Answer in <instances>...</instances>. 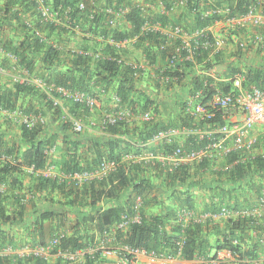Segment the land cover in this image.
<instances>
[{
	"label": "trees",
	"instance_id": "16d2710c",
	"mask_svg": "<svg viewBox=\"0 0 264 264\" xmlns=\"http://www.w3.org/2000/svg\"><path fill=\"white\" fill-rule=\"evenodd\" d=\"M202 1L186 0L183 4L194 14V27L190 29V34L188 35H191L196 30L205 31L208 26L221 18L240 17L251 8L255 9L261 6L264 10L263 0H217L215 7L206 14L200 8V3L205 2ZM80 2L84 5L83 9L79 8ZM16 3H19L21 7L24 6V11H28L31 7L39 8V10H32L31 16L28 19H23L20 18L22 16L21 9L18 8L14 11H9L8 9L9 6H13ZM159 3L164 13L157 16L145 17L141 6L137 5L133 0H104L102 8L93 7V5L89 4V0H6L4 1V9H0V24L3 19L8 17H11V20L14 19L15 23L12 27L14 30L19 31L20 38L16 39V41L12 38L13 41L3 44V47L16 56L15 64L27 72H31L34 68L35 58L33 55L35 52L42 53L41 61L48 67L53 66L56 62H59L60 65L64 63L63 71H56L53 74L47 72L40 76V79L54 86H64L73 91H83L99 98V94L107 92L108 85L114 82V96L112 95L111 98L113 106L111 105V107L107 108L108 112L118 113L125 109L129 112L130 117H138L143 113H149V111L156 114L159 110L152 106L153 100L151 97L145 91L136 89L135 77L138 73L141 74V69L133 68L132 62L125 61L117 53L113 43L121 42L133 35H137L139 39L149 42V50L147 51L149 59L153 60L151 45H155L164 53L166 51L164 49L165 42L158 30L147 29L142 31L141 29L145 23L158 27L166 25L176 26L170 23L167 12L171 11L177 4H174L172 0H160ZM41 5L46 7L50 13L55 14L56 20L45 17L42 14ZM225 8L228 9L227 13L214 12L215 9L223 10ZM118 10L122 12L126 10L124 17L131 27L128 31L115 28L108 30L102 26V21H107L108 25H111L114 15L112 13ZM80 18L84 22H81ZM85 24H87L86 28ZM259 27H261L260 31L264 37V25ZM236 30L238 31L236 33L242 31V29ZM76 31L89 32L94 35L100 34L104 39L112 40L113 43L106 42L100 45L98 49H94L85 45L84 37L82 44L76 48L78 50L68 51L70 58L67 60L68 63H66L61 57L60 50L53 44L45 43L44 41L47 35V37H61L63 34L76 36ZM205 36L207 40H213L209 32H205ZM200 41H202V38L194 39L192 37L189 39L192 60H184L183 62L185 68H189V70L195 63L203 61L212 50L210 47H198ZM260 47H258V51L262 52L260 65L249 68L246 71H243L240 67L237 68L239 73L246 78L244 82L245 87L256 86L264 90V51H261ZM89 50L91 53L99 51L101 56L94 58L90 54L83 53V51ZM169 50V56L173 59L185 57L188 53L187 49L185 50L181 47V41H177ZM220 52L213 56L215 60L219 59ZM119 59H121L120 62H118ZM135 64L137 65V63ZM13 66L15 67V65ZM185 75L183 70L179 69V66H170L155 72L153 77L154 85L158 89L160 85L158 80L164 76L167 77V81H165L166 87H172L173 83H179L183 80ZM193 87L189 91L191 95L190 102L186 104V102L180 101L178 107L183 111L179 112L178 120L181 125L187 128L195 127L192 123L194 116L190 111L191 103L198 100L206 102L216 90L209 84L205 89L201 90L196 79H194ZM228 89L229 85L220 88L219 91L227 92ZM198 90H201L202 93L199 98H195V92ZM24 93H30L39 97L41 107L46 112H51V118L53 120L60 119V107L54 106L50 100V96H57L56 93L51 90L45 92L33 84L16 82L10 87H2L0 85V106L6 110L15 109L18 106V97ZM115 96L118 99L117 101L115 100ZM70 103L69 112L72 115L84 117L88 114V108L73 104L72 102ZM35 112L34 115L41 116L44 119V123L36 124L30 129L22 125V135L31 143L33 150L31 164L33 170L41 171L46 168V149L54 141L37 138V135L42 132L46 123L42 108H39ZM126 119L123 118L114 124H103L101 130L112 135V138L104 145V148H106L103 151L99 146L94 145L97 165L107 160L116 163V167L100 180L101 185H109L105 195L110 196L112 199H118L119 193L125 189L129 190L125 196L123 205L109 207L106 213H102L99 210L95 214H88L84 217L85 221L93 222L96 233L101 235L104 232L112 231L110 234H114L115 239L120 245L144 250L146 253H154L157 256H177L180 260L184 261L207 260L215 256L216 250L226 249L230 251L232 259L225 264H256L259 260L261 264H264V259H262L264 258V204H260L259 201L264 196V137L262 139L259 138L257 146L254 148L256 150L260 148V151L253 150V152L250 150L247 153L232 151L222 156L223 158L214 155L210 159L206 158L201 162H195V164H184L172 172H166L165 176L171 183H176L186 189L183 193L184 197H174L175 209L179 208V211L181 209L182 212L191 209L192 197L190 188L194 189L203 185L205 183L204 179L201 181L199 178L209 174L212 176V180L215 181L209 189L217 201L209 211L204 209L205 211L202 213L214 214L222 207L237 213L235 216L225 217L214 221V223L210 222L213 218H207L199 221L192 219L186 225H183L179 221L178 215L172 209L165 214L148 212L147 206L151 202H147L146 197L156 190L155 186L144 175L140 177L129 175L131 169L139 171L140 168L135 164L132 165L124 162L122 155L124 154V149L128 147L129 142L125 141V146L120 147L115 138V135H124L132 131L137 132L138 141L143 143L162 130L172 129L174 126L177 127L179 123L170 122L165 126H159L157 123H154L153 119L146 121L139 120L141 124L129 130ZM211 121L223 123V119L219 115H216ZM64 124L67 127L71 125L68 121H64ZM214 136L216 137L217 135L213 134ZM206 142L207 138L205 136L199 138L196 135L188 134L185 148L198 149ZM173 145L174 143H169L163 145L162 148L160 147L161 149L151 152L167 153ZM72 155L73 158L70 162H65L60 166L62 172L71 174L73 172L90 171L88 170L89 168H82L77 163H72L75 159V154L72 153ZM244 156L246 158H243ZM234 160H237V162L233 163ZM154 170L156 171V169ZM159 170L154 173L156 179H159V177L164 178L163 171ZM22 173L21 163L18 161L13 163L7 160L0 161V185L5 187L4 191L0 192V205H2V202L7 201L13 209L11 212L6 213L0 207V220L4 222L17 221L21 217L23 197L16 191L22 185ZM165 180L161 185L166 182ZM55 181L51 180L48 183L52 188L64 192L65 181L58 183ZM74 183L83 184L76 181ZM91 184H93L92 180ZM67 191L70 192V190ZM102 193H104L103 189L97 191L91 189L88 194L86 193L87 195L81 193L85 197L80 196L81 194L68 197L64 204L69 207L75 205L85 206L86 203L95 205L100 200ZM136 196L140 197L141 200L138 207L141 217L140 222L132 223L126 229H121L118 227V224L121 222V215L124 212L132 213L134 198ZM155 199L156 197L153 196V200ZM59 216L62 218L61 214L52 210L40 212L28 233L30 241L24 245L28 247H48V242L54 236L56 228H65ZM53 220L59 223L54 226L46 225L47 222L50 224ZM112 228L114 229L111 230ZM78 230V224H75L74 232H77V234L68 235L65 232H61L63 236L55 246L50 248L48 258L30 254V256L17 258V260H23V264H49L48 260L52 255L56 258L55 264H103L99 251L84 252L81 256L82 260H79V258L76 260H66L63 256L56 255L59 252L86 250L96 243L93 233L85 235L80 234ZM46 236H49L47 241L45 240ZM12 238L13 236L10 239ZM181 239H183V243L179 251L178 243ZM0 248H2V243H0ZM210 253L213 254L210 255ZM124 254L131 259L130 255ZM17 262L15 263H21V261Z\"/></svg>",
	"mask_w": 264,
	"mask_h": 264
},
{
	"label": "crops",
	"instance_id": "0c3cea01",
	"mask_svg": "<svg viewBox=\"0 0 264 264\" xmlns=\"http://www.w3.org/2000/svg\"><path fill=\"white\" fill-rule=\"evenodd\" d=\"M4 1L6 0H0L1 10L4 9ZM133 1L141 6L145 17L157 16L164 13L160 8V0ZM203 1V3H200V8H202L203 12L207 14L213 7H215L217 0ZM89 4L93 5V7L102 8L104 0H89ZM18 8L21 9L22 12L20 18L23 19H28L32 14V10H39V8L34 7V9L31 7L28 11H24L23 8L25 7H21L19 3L9 6L8 9L9 11H14ZM258 8L261 9V6H258ZM125 12L126 10L120 14H114L111 25H108L107 21H102V26L108 30L115 28L122 31H128L131 27L124 17ZM167 16L170 23L180 26V31L176 32V26L172 27L171 25H166L164 27L155 26L153 28L155 31L158 30L162 35L165 42L164 49H166V51L162 53L155 45H151L150 48L151 53L153 54V60L149 59L147 55L149 42L139 39L137 35H133L121 42H116L113 45L115 46L117 53L125 61L137 63L139 69H141V74L138 73L135 77L136 89L145 91L153 100L152 106L159 110L156 114L149 111L148 114L150 119H153L154 123H157L159 126H165L170 122L176 124L179 123L177 127L174 126V128H172V130H174V135L171 143L181 145L185 148L186 137L188 136L187 131L190 128L181 125L178 120V114L182 111L178 108L179 102L184 101L186 104L190 102L191 95L189 91L194 86V79L198 81L200 89H205L209 84L219 91L222 87L230 86V79L239 73L237 67L246 71L249 68H254L260 65L262 52H259L260 50L258 51V47H250L247 49V46H237V41L240 39L242 40V38L243 40L247 39L249 43L254 33L260 31V29H251L252 27L249 23H247L244 28H238L232 25V21L225 17L217 20L212 25L208 26L205 31L209 32L214 38L226 37V43L223 44L219 50L221 51L219 59L215 60L212 53H210L203 59V61L194 64L189 70V68L187 69L183 65L184 61H181L178 58L173 59L169 56V48L173 47L177 41L182 42L189 40L188 34H190V29L194 27V14L185 6L176 5L171 11L167 12ZM80 21L84 22L81 18ZM14 23L15 20H11V17H8L3 19L0 24V85L2 87H10L14 83L20 82L22 78L32 80L40 78L41 75L47 72L53 74L56 73V71H63L64 63L60 65L59 62H56V64L51 67L44 65L41 61L42 53L40 52H35L33 55L35 58V65L31 72H27L19 65H16V60L10 56V54H12L11 51L6 50L3 47V44H7L9 41L12 42L13 40L16 41V39L20 38L19 31L16 29L14 30L12 27ZM84 26L86 28L87 24ZM235 27L240 30L242 29L241 34L236 33L237 30H235ZM141 29L142 31L144 30L143 27ZM228 30H230L229 35ZM75 35L76 36L63 34L61 37H47V35L44 38V41L45 43H51L56 46L60 50L61 57L66 63H68L67 60L70 58L69 52L78 50L76 48L82 44V39L84 37L85 45L94 49H98L100 45L110 42L109 39H104L100 34L94 35L89 32L76 31ZM260 48L261 51H264V45ZM13 65H15V67ZM170 66H179V69L181 71L183 70V73L186 74L184 79L179 83H173L172 87H166V82L163 79H160L158 80L160 85L157 89L153 81L155 72ZM113 86L114 82L108 85L107 92L99 94V98H97L98 104L93 110H89L88 114L84 117H78L83 122L84 126L83 131L79 133V135L74 133L70 126L67 127L64 124V120H61L62 114H71L69 112L71 103L66 99H63L60 102V119L56 120L51 118V112H46V110L41 107L39 97L30 93H24L18 97V106L15 109L9 110L6 114L0 113V147L7 155L6 160L12 163L18 161L21 163V168L23 170L21 176L23 182L20 189L16 191L23 197V210L21 212V217L19 220L13 222H4L0 220V243H2V248H0V264H16L18 263L17 261H21L23 264V260H17V258L30 256V254H32L31 252L37 253L38 250H36L35 247H26L29 248L26 249L24 248L26 246L24 244H27V242L30 241L28 233L31 230L33 222L38 218V214L43 210H52L62 215V218L60 216L59 218L62 223H64L65 228H56L55 234L59 232H65L68 235H72L73 233L77 234V232H74L75 224H78V232L80 234H94L93 236L96 243H94L92 247L83 250V253L99 251L102 263L124 264L122 261L124 255L123 252H120L121 245L115 239L114 234H110L112 231L104 232L99 235L95 231L93 222L85 221L84 217L88 214H95V212L99 210L102 211V213H106L109 207L123 205L125 196L128 194L129 190L125 189L123 192L119 193L118 199H112L110 196L105 195L109 185H101L100 180L102 178L92 180L93 184H91V181L82 182L83 184H75L74 181L69 178L68 174H65L60 169V166L63 163L71 161L73 158L72 153L75 154V159L72 163L75 162L82 168H89L88 170L98 167L94 145L99 146L103 151L106 148H104V145H106L107 141L112 138V135L101 130L99 122L102 115L107 111V108L111 107V105L113 106L111 99L113 95ZM39 108H42L46 124L42 132L37 135V138L46 141L50 139L49 141L54 142L48 147V149H46V168L41 171H34L32 175L30 165L33 150L30 141L22 135L21 120L25 115L32 116ZM127 112L128 111H126V113ZM125 115L126 114H124V118H127L126 121L129 130L137 125L139 126L141 124L139 120L143 121L141 115L138 117H130L129 114L125 117ZM232 116V118L235 119L240 118V115L236 113ZM92 120L97 122L96 126H90ZM192 123L198 129L204 127L203 124L198 121L197 117H193ZM251 134L257 136L258 141L259 138L262 139L264 137V123L253 126ZM189 135H196L198 137L194 130L192 134ZM115 138L120 147L125 146V141L129 142L128 147L124 149V154L122 155L124 162L132 165L135 164L140 168L139 171L131 169L129 175H136L137 177L144 175L149 178L151 183L155 186L156 190L146 197L147 202H151L147 206L149 213L165 214L172 209L173 212L175 211V214L178 215L179 221L183 225H186L192 219L194 221H199V215L205 210L209 211L216 204L217 199L213 197V194L209 189L215 181L212 180V176H209V180L207 179V182L200 185L201 187L198 186L194 189L190 188L192 206L190 210H187L189 215L182 214L181 209L180 211L179 208L175 209L176 204L174 197H184L183 193L186 189L176 183H171L168 178H166V182L161 185V179H156L154 176V173L160 169L163 171L164 178L166 177V170L163 168L161 162L159 160L145 161L141 158V155L145 152L161 149L163 145L169 143H166L162 138H151L141 143L138 141L137 132L132 131H129L128 134L124 135H115ZM258 150L260 151V148ZM127 154L133 155L134 158L126 157ZM221 158L223 157L221 156ZM153 168L156 169V171ZM51 180H56L55 182L57 183L65 181V189H63L65 191L63 192L56 188H52L49 184ZM91 189L95 191L100 189L104 190V193L100 196V200L95 205L86 203L85 206L75 205L69 207L64 204L68 197L77 194L80 195L81 193L87 195ZM67 190H70V192ZM85 195L81 194L80 196L85 197ZM153 196L156 197L155 200H153ZM10 206L11 205H9L7 201L2 202V205H0L6 213L13 210ZM223 218H225V216H217L210 222L214 223V221ZM57 223L59 222L53 220L50 224L47 222L46 225L54 226L57 225ZM113 229L114 228L111 230ZM11 236H13L12 239H10ZM48 238L49 236H46L45 240L47 241ZM107 248L111 249V251L107 252ZM211 254L213 253H210V255ZM223 254H225L226 262L232 259V256L230 258L227 256L226 249L215 251V255ZM79 260H82L81 257ZM48 261L49 264H55L56 258L51 255ZM149 261L150 260L146 254L139 252L129 264H151ZM260 262L261 261L259 260L256 264H261Z\"/></svg>",
	"mask_w": 264,
	"mask_h": 264
},
{
	"label": "built area",
	"instance_id": "2783aa9c",
	"mask_svg": "<svg viewBox=\"0 0 264 264\" xmlns=\"http://www.w3.org/2000/svg\"><path fill=\"white\" fill-rule=\"evenodd\" d=\"M174 1V4L177 5H183L186 0H172ZM79 8L83 9L84 5L82 2L79 3ZM258 8V7H257ZM257 8H251L247 13L241 15L237 18H227L229 19L232 25L238 27V28H244L247 23H253L255 25H264V10H257ZM42 14L50 19H55V14L50 13L48 9L41 5ZM214 12L216 13H227L228 9H215ZM122 13L121 10L115 11L112 14H120ZM144 30L147 29H153L155 26H151L147 23H145L143 26ZM237 29V28H236ZM175 31L179 32L180 27L176 26ZM204 30H196L189 36L190 38L194 39H200L202 38V41L198 44V47L208 48L210 47L212 50L210 53L214 56L215 54L219 53L220 48L223 46V44L226 43V37H213V40H207L205 36ZM230 33V30H228V35ZM254 43H261L263 38L259 34H255L253 38ZM111 43L112 40H110ZM114 44V43H113ZM245 42H238V47H245ZM181 47L183 49H187L188 53L185 57L178 58L181 61L192 60V52H191V44L189 40L182 41ZM213 47V48H212ZM84 54H90L94 58H99L101 56L100 52H94L91 53L89 51H83ZM209 53V54H210ZM10 56L16 60V56L14 54H10ZM121 59L118 60L120 62ZM196 64V63H195ZM133 68L138 69L139 65L133 63ZM136 74V73H135ZM161 79L164 81H167V77L162 76ZM245 78L242 74L238 73L234 75L230 79V86L227 92H221L218 90H215V92L211 95V97L206 102L201 101H195L191 103V114L194 117H197L198 121L203 124V128H190L187 131V134H192L193 130L198 135L199 138L205 136L207 138V142L201 146L198 149L194 148H183L181 145H174L172 149L167 153H161L156 154L154 152H145L142 154L141 158L145 161L148 160H159L161 164L163 165V168L166 170V172H172L177 167L181 166L182 164H188L192 162H201L204 159H210L214 155L217 156H225L232 151H241V152H249L255 144L258 142V137L254 134H251V129L256 124L264 123V90L256 87V86H244ZM19 83H27V84H33L34 86L40 88L41 90L45 92H49L50 90L56 93V97L50 96V100L52 101L54 106L60 107V102L63 99L68 100L69 102H72L73 104L81 105L85 108H88L89 110H93L96 105L98 104V100L96 97L83 92V91H73L71 89H68L64 86H54L51 83H47L46 81L35 78V79H26L22 78ZM202 90V89H201ZM198 90L195 92V98H199L202 91ZM114 96V93H113ZM115 100L118 99L115 96ZM9 110H6L0 106V113L6 114ZM127 110L118 112V113H112V112H105L99 122V126H102L103 124H114L117 121L124 118V114H129V112L126 113ZM239 114L240 118L235 119L232 118L233 114ZM125 115V117H126ZM216 115H219L223 119V123L220 124L218 122H212V118H214ZM141 118L143 120H149L150 116L148 113L141 114ZM61 119L64 121L70 122L71 129L74 133H80L83 131V122L80 120V118L72 115V114H62ZM44 123V119L39 115H25L23 116L21 120V124L26 127L27 129H30L34 127L36 124H42ZM97 122L92 120L90 126H96ZM213 134H216L217 136L213 137ZM174 135V130L167 129L162 130L156 135H154L152 138H162L165 140L166 143L172 142V137ZM126 157L128 158H134L133 155L127 154ZM243 158H246L244 156ZM7 156L2 152L0 149V161L6 160ZM237 160H234L233 163H236ZM116 167V163L113 161H103L100 164H98V167L90 170V171H82V172H73L69 174V178L71 180L77 181V182H83V181H91L94 179H101L103 178L108 172L112 171ZM4 190V186L0 185V192ZM260 204H264V196L260 198ZM140 197L136 196L134 198V208L132 213L124 212L121 215V222L118 224L119 228H127L132 223H139L140 222V214H139V205H140ZM182 214L189 215V213L186 211H183ZM237 215L236 212L230 211L224 207H222L219 212L210 214V213H201L199 215V220H204L207 218H215L217 216H235ZM63 236V233L59 232L56 233L52 238H50L48 242V247L42 248L39 246H36L37 253L31 252L32 254L36 256H42L44 258L49 257V250L52 246H55L59 239ZM183 239H181L178 243V250L180 251V248L182 246ZM28 246H25L26 248ZM23 249V248H22ZM21 249V250H22ZM29 249V248H26ZM107 252L111 251V249L107 248ZM120 252H123V263L129 264L131 260L134 258V256L139 253L143 252L147 255L149 262L151 264H224L226 262L225 260V254L223 255H215L214 257L208 258L207 260L198 259V260H192V261H184L180 260L177 256L172 255H163V256H157L154 253H146L144 250L140 249H132L126 245L120 246ZM83 250L75 251V252H59L56 255L63 256L66 260H76L80 258L83 254ZM130 255L129 259L125 254ZM227 256L230 258L231 253L227 251ZM232 258V257H231ZM104 264V263H103ZM255 264V263H252Z\"/></svg>",
	"mask_w": 264,
	"mask_h": 264
},
{
	"label": "rangeland",
	"instance_id": "374dc122",
	"mask_svg": "<svg viewBox=\"0 0 264 264\" xmlns=\"http://www.w3.org/2000/svg\"><path fill=\"white\" fill-rule=\"evenodd\" d=\"M260 8V7H259ZM258 8V10H263L262 9V7H261V9H259ZM249 25H251V29H256V28H258V29H260L261 27H259V26H261V25H255V24H253V23H249ZM226 27H228V26H226ZM228 28H230V27H228ZM235 30H236V28H235ZM240 34H241V32H239ZM255 34H259L260 36H262V33H261V31H256L255 33H254V35ZM254 35L252 36V38L250 39V41H249V43H248V41H247V39H245V40H243V38H242V40L240 39V40H238L237 41V46H238V42H240V41H242V42H245L246 43V48L248 49V48H250V47H260L261 45H264V37L262 36V38H263V40H262V42L261 43H254L253 42V38H254ZM247 41V42H246ZM248 44V45H247ZM76 134H78L79 135V133H76ZM256 146H257V144H255V146L251 149L252 151L253 150H256V149H254V148H256ZM254 152V151H253ZM191 164H195V162H192ZM209 174H206V175H204V176H201L199 179L202 181L203 179H204V181L205 182H207L208 180H209ZM167 177H165V178H159V180H160V183H162V182H164V180L166 179ZM208 179V180H207Z\"/></svg>",
	"mask_w": 264,
	"mask_h": 264
},
{
	"label": "clouds",
	"instance_id": "9594fccd",
	"mask_svg": "<svg viewBox=\"0 0 264 264\" xmlns=\"http://www.w3.org/2000/svg\"><path fill=\"white\" fill-rule=\"evenodd\" d=\"M34 115V114H33ZM70 126V125H69ZM70 128H71V126H70ZM81 133V132H80ZM171 144V143H170ZM175 145V144H174ZM173 145V146H174ZM183 147V146H182ZM184 148V147H183ZM0 149L2 150V152L4 153V151H3V149L0 147ZM172 149V148H171ZM155 153V152H154ZM5 154V153H4ZM156 154H160V153H156ZM6 155V154H5ZM7 156V155H6ZM30 169H31V174L34 172V170H33V167H32V164L30 165ZM68 176H69V174H68ZM74 181V180H73ZM77 182V181H76ZM83 182H85V181H83ZM78 183H82V182H78ZM4 191V190H3ZM2 191V192H3ZM219 212V211H218ZM228 251V250H227ZM228 252H230V251H228ZM232 256V255H231ZM226 263V262H225ZM224 263V264H225Z\"/></svg>",
	"mask_w": 264,
	"mask_h": 264
}]
</instances>
